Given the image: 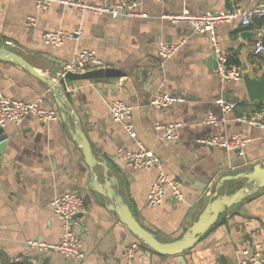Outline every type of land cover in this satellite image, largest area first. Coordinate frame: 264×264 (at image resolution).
I'll list each match as a JSON object with an SVG mask.
<instances>
[{
	"label": "crops",
	"instance_id": "obj_1",
	"mask_svg": "<svg viewBox=\"0 0 264 264\" xmlns=\"http://www.w3.org/2000/svg\"><path fill=\"white\" fill-rule=\"evenodd\" d=\"M105 1L115 4L118 0ZM261 1L143 0L139 10L147 17L113 18L61 4L39 12L35 0H0V46L12 49L41 73L64 83L66 98L79 115L94 153L101 161L107 160L134 215L158 239L169 242L182 237L198 219L223 177L264 164V129L237 120L264 109H257V103L250 101L243 80L219 78L208 34L196 33L190 25L174 24L162 16L214 12L232 6L251 10ZM29 15L38 16L36 26H26ZM78 25L83 27L79 42L67 40L54 47L42 39L45 31L73 30ZM245 32L249 34L242 37ZM217 33L222 49L237 60V66L243 69L247 65L254 75L264 65V54L254 52L255 45L264 42V26L258 25L256 17L250 25L239 20L219 24ZM162 41L181 47L163 60L159 56ZM85 48L97 50L106 66L112 65L123 75L63 79L65 65L77 50ZM158 90L186 100L157 109L151 100ZM0 92L31 102L43 98L44 107L60 114L58 120L50 122L28 115L21 124L6 126L8 141L0 162V264H125L126 247L135 241L140 243L135 264H240L239 251L256 243L262 245L264 254V189L222 215L188 252L158 253L135 236L90 189V169L81 146L62 119L50 87L19 65L0 60ZM221 97L237 102L236 108L219 127L206 124L210 112L222 116L216 103ZM115 99L134 107L137 140L162 158L166 173L182 181L184 201L168 195L160 206L147 205V194L158 171L133 169L118 156L119 148H135L137 140L111 119L109 103ZM68 120L75 123L73 118ZM157 121H182L185 125L179 129L178 139L167 143L163 131L155 127ZM218 132L249 137L245 154L201 142ZM69 191L80 194L86 204V212L74 227L84 243V259L29 245L30 241L55 244L62 240L61 221L51 203Z\"/></svg>",
	"mask_w": 264,
	"mask_h": 264
},
{
	"label": "built area",
	"instance_id": "obj_2",
	"mask_svg": "<svg viewBox=\"0 0 264 264\" xmlns=\"http://www.w3.org/2000/svg\"><path fill=\"white\" fill-rule=\"evenodd\" d=\"M142 1L143 0H118L117 3L111 4L105 0L99 2L94 0H35V6L39 12L46 11L55 4H61L75 7L82 12L109 15L113 18H119L121 16L147 17L148 15L146 13L139 10ZM162 17L174 24H188L196 33L208 34L214 47L219 78L222 81H241L243 80L244 71L242 67L229 62L230 55L225 52L220 45L217 27L219 24L231 23L236 20L241 21L244 25H250L254 17H264V0L251 10L232 6L214 12L196 13L184 11L181 14L164 15ZM37 23V15H29L27 17V27H34ZM82 33L83 27L82 25H78L73 30L56 29L45 31L42 35V39L51 46L60 47L64 45L67 40L79 42ZM7 44L12 45L13 42L7 41ZM180 47L181 44L162 41L159 44V56L163 60H167L175 55ZM254 52L256 55L264 54V42H258L255 45ZM105 67V62L100 57L97 50L89 48L79 49L74 53L71 61L63 68L61 77L65 79L69 72L85 73L90 70ZM185 100L183 96L158 90L153 94L151 103L157 109H164L177 103L184 102ZM42 102L43 98L31 102L14 98L4 92H0V126L6 127L10 124L19 125L28 115H35L44 122L58 120L60 118L58 111L44 107ZM216 103L221 108L222 116H218L215 112H210L205 119V123L219 127L221 123L227 122V115L236 108L237 102L221 97L217 99ZM109 110L111 119L121 123L128 135L132 139L137 140L138 135L132 120L134 107L124 100L115 99L109 103ZM237 120L253 127L264 129V110L249 115L239 116ZM184 125L185 123L182 121L171 123L157 121L155 127L157 130L163 131L166 142L171 143L178 139L179 129ZM201 142L211 147H220L228 151H237L240 155H244L245 149L251 142V139L239 133L230 134L218 132L203 139ZM118 156L133 169H156L158 171L157 177L147 194V205L149 207L162 205L168 195L178 202L184 201L185 196L182 181L165 172L162 158L145 143L137 140V147L135 148L121 147L118 149ZM51 206L53 212L61 221L62 240L55 244L30 241L29 245L37 248L39 251L51 250L61 253L68 258L84 259V243L74 228L77 216L86 212L84 198L76 192L69 191L56 196L52 200ZM139 247L140 243L137 241L127 245L125 251V264H135ZM239 255L240 264H264L263 248L259 243H256L252 248L240 250Z\"/></svg>",
	"mask_w": 264,
	"mask_h": 264
},
{
	"label": "water",
	"instance_id": "obj_3",
	"mask_svg": "<svg viewBox=\"0 0 264 264\" xmlns=\"http://www.w3.org/2000/svg\"><path fill=\"white\" fill-rule=\"evenodd\" d=\"M249 32L242 34V37ZM0 60L12 62L26 69L29 73L45 82L55 95L60 108L61 117L70 127V131L76 142L81 146L85 161L90 169L89 187L94 191L99 200L107 205L120 220L128 226L130 231L140 240L146 243L154 251L167 255H182L192 249L200 239L217 223L219 218L227 212L234 211V207L244 202L251 196L264 189V164L257 163L235 175L223 177L213 194L211 201L196 221L192 223L186 232L174 241L164 242L146 229L134 215L132 209L120 192V182L112 174L107 160H100L94 153L90 140L82 129L81 119L74 111L72 104L66 98V87L63 82L53 79L38 71L30 61L8 47L0 46ZM243 81L251 102L261 104L264 102V65L257 68V73L243 65ZM122 71L108 65L105 68L94 69L85 73L69 72L65 79L80 80L104 77L122 76ZM68 118H73L72 124ZM8 141L6 127L0 126V162L4 148ZM102 167V172L98 168ZM228 184V185H227ZM80 215L77 216V218Z\"/></svg>",
	"mask_w": 264,
	"mask_h": 264
},
{
	"label": "trees",
	"instance_id": "obj_4",
	"mask_svg": "<svg viewBox=\"0 0 264 264\" xmlns=\"http://www.w3.org/2000/svg\"><path fill=\"white\" fill-rule=\"evenodd\" d=\"M256 22L258 23V25L264 26V17H256ZM229 62L231 64L238 65L237 60L234 59L233 57H230ZM255 106L257 107V109L262 110L264 109V102L261 104H255Z\"/></svg>",
	"mask_w": 264,
	"mask_h": 264
}]
</instances>
